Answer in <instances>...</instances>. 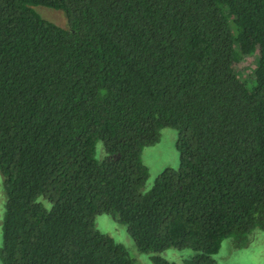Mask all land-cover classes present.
I'll return each mask as SVG.
<instances>
[{
	"label": "trees",
	"instance_id": "obj_1",
	"mask_svg": "<svg viewBox=\"0 0 264 264\" xmlns=\"http://www.w3.org/2000/svg\"><path fill=\"white\" fill-rule=\"evenodd\" d=\"M165 126L179 165L144 189ZM0 174V264H134L101 213L153 264H216L264 230V0H0Z\"/></svg>",
	"mask_w": 264,
	"mask_h": 264
},
{
	"label": "rangeland",
	"instance_id": "obj_2",
	"mask_svg": "<svg viewBox=\"0 0 264 264\" xmlns=\"http://www.w3.org/2000/svg\"><path fill=\"white\" fill-rule=\"evenodd\" d=\"M34 9L45 19L67 26V18L62 10L42 5L34 6ZM257 53L253 50L247 55H241L234 63V70L238 75L249 77L256 65ZM177 131L172 127H162L159 139L156 143L144 147L142 150V162L148 167V178L144 189L151 186L155 177L165 168H177L179 165V153L175 142ZM104 154L101 141L96 142V157ZM5 195L0 174V245H1V221L4 212ZM94 226L100 232L111 236L115 241L123 244L134 264H153L149 253L137 250L132 238L129 236L126 226L115 220L110 214L101 213L94 217ZM156 254L170 262L180 264L190 257L193 251L190 249L167 248ZM216 264H264V230H254L246 236L245 242L240 244L231 236L224 238L218 251L213 255Z\"/></svg>",
	"mask_w": 264,
	"mask_h": 264
}]
</instances>
